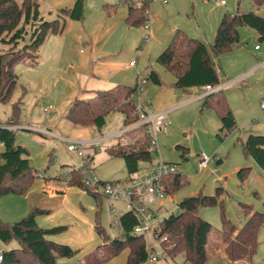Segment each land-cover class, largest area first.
I'll return each instance as SVG.
<instances>
[{
    "label": "rangeland",
    "instance_id": "1",
    "mask_svg": "<svg viewBox=\"0 0 264 264\" xmlns=\"http://www.w3.org/2000/svg\"><path fill=\"white\" fill-rule=\"evenodd\" d=\"M239 1L227 0V4L222 5L216 0H150L147 22L151 29H147L144 24H127V4H120L118 0H83L81 19L67 18L61 33L47 36L36 60H21L14 65L18 81L11 97L0 102V122L10 119L13 103L20 100L18 122L27 125L28 129L19 127L15 130L16 141L28 149L30 162L39 175L27 192L0 196V217L13 222L34 206L48 209V212L38 215V224L43 227L66 225L49 238L78 249L71 257L60 256L57 264H84V255L103 242L96 224L104 227L110 235H121L120 227L109 223L106 196H96L81 186L65 181L60 184L49 177L67 179L73 168L82 169L84 163L90 168L91 179L97 176L105 182L130 176L123 156L109 151V148L117 146V138L96 141L95 148L88 146L86 156L81 157L77 151L69 150L68 142L58 135L96 139L123 128L124 115L118 110L107 114L106 124L100 129L76 125L68 119L67 113L76 96L88 95L84 89L97 91L121 83L133 85L137 75L138 80L144 78L146 83L136 93V103L147 113L171 109L164 129L157 133V148L152 150V160L141 161L135 175L143 174L146 167L161 158L176 163L178 173L188 178V182L179 189L165 193L162 205L152 204L155 217L161 220L165 215L178 213V203L185 196L214 194L218 186L223 187L220 201L200 208V214L212 223L214 232L222 226V211L238 225L245 222L247 217L240 202L251 203L255 210L264 211V170L252 154H245L242 144L250 133L264 134V62H261L264 55L254 50L255 43L264 46V40L252 37L250 26L241 25L239 44L223 56L214 57L224 87L216 91L213 99L218 102L217 107H221L219 99L227 98L237 121V126L227 135L220 132L221 121L216 108L203 107L202 98L185 101L186 97H192L202 88L177 87L175 75L157 61L175 29L213 42L214 28L225 12L240 8L264 13V4L257 7L249 0ZM39 2L40 13L46 19H53L61 7H71L75 0ZM150 30L151 38L146 41L145 34ZM7 47L0 42V51ZM131 60L135 65H129ZM152 70L160 76L161 83L152 79ZM244 70L249 71L245 73ZM35 127L51 128L56 135H47ZM142 129L131 130L122 136L128 141L123 147L142 142L145 133ZM177 145L188 148L185 155L183 148ZM2 150L0 145V152ZM202 155L208 158L204 165L201 164ZM247 166L250 170L242 180L238 172ZM112 205L118 210L124 209L121 199L114 200ZM144 237L150 249L152 235L147 232ZM258 241L261 243L259 253L262 254L264 224L259 230ZM18 245L17 240L5 243L0 239V250ZM126 255L124 249L104 264H125ZM143 264L150 263L145 261ZM156 264L192 263L182 254L175 258L167 254Z\"/></svg>",
    "mask_w": 264,
    "mask_h": 264
},
{
    "label": "trees",
    "instance_id": "2",
    "mask_svg": "<svg viewBox=\"0 0 264 264\" xmlns=\"http://www.w3.org/2000/svg\"><path fill=\"white\" fill-rule=\"evenodd\" d=\"M242 0L239 1V3ZM257 7L264 0H249ZM150 0H143L140 6H128L125 20L130 26L145 24ZM83 0H75L71 7H61L57 17L46 19L40 13L39 0H0V42L8 47L0 51V102L8 100L15 88L18 77L14 65L21 60H36L40 46L51 33H61L66 19L79 20L83 16ZM247 25L259 33L264 40V15L254 9L247 11L238 8L234 12H225L219 21L213 42L189 36L176 29L167 46L157 56V61L175 75V85L180 88L204 87L207 84L217 86L220 76L214 64V57L230 52L240 42L239 26ZM26 44V49L23 45ZM155 82H160L155 70L150 72ZM138 81L133 85L118 84L115 87L100 89L94 95L77 96L69 106L68 119L81 126L98 129L106 124V116L114 110L124 115V123L128 125L140 118L139 108L135 101ZM215 92L203 97L202 106H211L218 110L221 126L220 132L227 135L237 126L234 112L225 97L213 99ZM218 100V99H217ZM20 100L13 103V111L7 123L19 124ZM219 134V133H218ZM221 136V134H219ZM2 143V144H1ZM245 154H252L256 163L264 170V134L250 133L242 142ZM0 196L8 193L23 194L27 192L39 171L30 162L28 149L16 141L15 130L0 127ZM183 148V155L188 148ZM263 147V148H262ZM111 153H120L128 173L134 174L140 169L141 161H151L152 151L148 133H144L140 145L131 147H111ZM250 170V166L242 167L239 175L242 180ZM54 182L76 184L91 191L85 184L80 169L73 168L66 178L49 177ZM49 179V180H50ZM188 182L186 175L175 173L165 179L166 192H173ZM223 191L218 186L214 194L198 193L185 196L179 203V212L165 215L161 220V234L166 235L168 254L175 258L182 254L192 264L208 262L207 242L212 230V223L200 214L203 206H212L220 201ZM241 210L247 219L238 225L226 217L222 211V226L219 233L224 250L230 260L235 263L251 258L258 247V234L264 224V211L255 210L253 204L240 202ZM48 212V209L34 206L21 219L8 222L0 217V239L9 243L17 240L19 245L2 249L0 264H57L60 256H73L78 249L65 243L57 242L49 235L62 231L66 225L43 227L38 224L37 217ZM138 218L131 211H126L120 218L122 233L111 236L105 228L96 224V229L103 242L83 257L84 264H104L126 249L125 264H143L147 261L148 247L144 235L132 233Z\"/></svg>",
    "mask_w": 264,
    "mask_h": 264
},
{
    "label": "built area",
    "instance_id": "3",
    "mask_svg": "<svg viewBox=\"0 0 264 264\" xmlns=\"http://www.w3.org/2000/svg\"><path fill=\"white\" fill-rule=\"evenodd\" d=\"M167 0H164L166 2ZM222 5H226L227 0H216ZM120 4H127L128 6H140L143 0H118ZM148 13V12H147ZM152 20V17H150ZM148 20V16H147ZM145 27L151 29V24L145 22ZM152 35L150 30L145 34L144 39L149 41ZM261 44H257L256 47H261ZM129 65H135V61H130ZM146 80L142 78L138 80L137 91L143 89V85ZM206 91L200 95L203 96L208 92H215L220 89V86H212L207 84L204 86ZM208 91V92H207ZM135 93V96H136ZM199 96V97H200ZM139 108L140 118L133 123H130L124 127L122 131L108 136H101L96 140H89L83 138L70 139L66 137H61V139L68 142L67 148L71 151H77L81 157L86 156V148L88 146L94 145L96 141H102L105 139H110L117 136L121 132L133 128L135 126L144 127L145 133H148L150 139V149L157 148V133L164 129L165 123L169 120L170 109H166L156 113H147L142 110L141 106L137 104ZM262 107H264V101L262 102ZM48 110V108H45ZM0 127H7L12 130H17L19 127L27 128V125L22 124H12L7 122H0ZM38 131L43 133H51L45 128L35 127ZM2 144V143H1ZM103 147L102 144L99 146ZM207 157L202 155L201 164L204 165L207 162ZM178 165L174 162L165 161L161 158L156 160L152 165L145 168V172L141 175L131 174L124 179H116L112 181H102L94 176L92 179L89 177L90 168L84 163V167L80 169L85 184L90 187L94 192L99 195H104L108 198L109 203V223L110 225L119 226L121 233L122 227L120 226V218L122 214L126 211H131L138 218V223H136L132 229L134 234H142L149 232L152 235V246L148 249L147 261L150 264L157 263L160 259L165 258L168 254L167 245H164L167 240L166 235L161 234V220L157 219L154 215V210L152 204L162 205V198L166 193L165 179L177 173ZM121 199L124 203V209L118 210V208L112 205L114 200ZM111 236H116L112 234ZM160 242L158 245L157 243ZM2 258V249L0 250V259Z\"/></svg>",
    "mask_w": 264,
    "mask_h": 264
},
{
    "label": "crops",
    "instance_id": "4",
    "mask_svg": "<svg viewBox=\"0 0 264 264\" xmlns=\"http://www.w3.org/2000/svg\"><path fill=\"white\" fill-rule=\"evenodd\" d=\"M20 1V0H19ZM227 4V3H226ZM253 4V3H252ZM254 5V4H253ZM39 6H40V2H39ZM256 6V5H255ZM254 6V7H255ZM264 6V5H263ZM127 11H128V9H127ZM255 11H257L259 14H261V15H264V13L262 14L261 13V11H259V10H255ZM127 14V13H126ZM222 16H223V14H222ZM222 16H221V18H222ZM45 18V17H44ZM220 18V19H221ZM74 20H76V19H74ZM220 21V20H219ZM219 21L217 22V26H215L216 28H214L215 29V34H216V30H217V27H218V24H219ZM252 28V27H251ZM176 30V29H175ZM174 30V31H175ZM252 31H251V36L252 37H258L259 38V33L254 29V28H252L251 29ZM173 31V32H174ZM213 32H214V30H213ZM212 32V33H213ZM173 35V34H172ZM193 37H196V36H193ZM200 39H203V38H200ZM203 40H205V39H203ZM213 40H214V38H213ZM206 42H208V43H212V42H209V41H207V40H205ZM258 43H255V45H254V50L257 52V53H261L262 55H264V49H262V47L264 48V46H261V47H256V45H257ZM224 55V54H223ZM223 55H220V56H223ZM24 61H26V60H24ZM28 61V60H27ZM132 61V60H131ZM261 62H264V59H262V61ZM260 62V63H261ZM256 65H258V64H256ZM133 66V65H132ZM255 67V66H254ZM253 67V68H254ZM245 71V73L246 72H248L249 70H244ZM111 74L114 76L115 75V73H114V71H112L111 72ZM159 76V75H158ZM159 79H160V82L159 83H161V78H160V76H159ZM138 81V75L136 76V82ZM146 83V82H145ZM158 83V82H157ZM121 84H123V83H121ZM224 83L223 82H221V78H220V84H219V86H220V88H223L224 87V85H223ZM202 89H201V91L199 92V93H197V94H195V95H193L192 97H186V100L185 101H191V100H193V99H200V98H202L203 99V97L206 95H203V96H200V95H202L205 91H206V89L204 88V87H201ZM83 92H86L88 95L87 96H85V97H89V96H91L92 94H94V92H95V90L94 89H84L83 90ZM208 92V91H207ZM208 93H210V92H208ZM200 96V97H199ZM77 97V96H76ZM226 100H227V98H226ZM228 102V101H227ZM229 104V103H228ZM230 107V106H229ZM142 108V107H141ZM231 108V107H230ZM166 109H171V107H168V108H165V109H160V110H158V111H155L154 113H156V112H160V111H163V110H166ZM143 110V109H142ZM144 111V110H143ZM233 111V110H232ZM145 112H147V111H145ZM124 127H126V125L124 126ZM124 127L123 128H120L118 131H115V132H112V133H109L108 135H112V134H115V133H117V132H119V131H122L123 129H124ZM137 128H143L142 126H135V127H133V128H130V129H128V130H125V131H123V132H121L120 134H118L117 136H114V137H112V138H117L118 139V142H117V146H114V147H119V148H123V146L124 145H126V144H128V141H127V139L126 138H124V137H122V136H124V135H126L129 131H131V130H135V129H137ZM48 131H50L51 133H46L47 135H52V136H54V135H56V133L53 131V130H51V128H46ZM139 130V129H138ZM142 130H144V129H142ZM141 130V131H142ZM141 131H140V133H141ZM142 134H143V131H142ZM58 135V134H57ZM108 135H101V136H108ZM58 136H60V137H66V138H70V139H76V138H71V137H69V136H64V135H58ZM101 136H99V137H101ZM98 137V138H99ZM122 137V139H120ZM98 138H96V139H98ZM83 139H85V138H83ZM96 139H89V140H96ZM140 142L141 141H139V142H133L131 145H137V144H139L140 145ZM138 146V145H137ZM90 148L92 147L93 149L95 148V145H91V146H89ZM263 148V147H262ZM88 154H89V152H88ZM126 178V177H125ZM118 179V178H117ZM120 179V178H119ZM124 179V178H123ZM114 180H116V179H114ZM260 247H261V243H259V241H258V247H257V250H256V252L254 253V255L251 257V258H247V259H244V260H240V261H238V262H235V263H233L231 260H230V258L228 257V255L226 254V252H225V250H224V245H223V242H222V239H221V236H220V233H219V230H215V232L213 231V228H212V230H211V232H210V234L208 235V242H207V250H208V255H209V258H208V262L206 263V264H264V253H259V251L261 250L260 249ZM261 252V251H260ZM127 256V255H126ZM125 263H126V260H125ZM156 264V263H155Z\"/></svg>",
    "mask_w": 264,
    "mask_h": 264
},
{
    "label": "water",
    "instance_id": "5",
    "mask_svg": "<svg viewBox=\"0 0 264 264\" xmlns=\"http://www.w3.org/2000/svg\"><path fill=\"white\" fill-rule=\"evenodd\" d=\"M23 49H26V44H25V45H23Z\"/></svg>",
    "mask_w": 264,
    "mask_h": 264
}]
</instances>
